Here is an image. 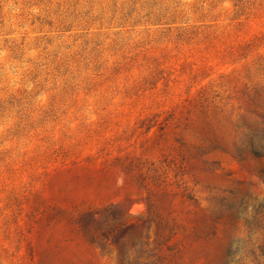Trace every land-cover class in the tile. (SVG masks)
<instances>
[{"label": "rangeland", "instance_id": "1", "mask_svg": "<svg viewBox=\"0 0 264 264\" xmlns=\"http://www.w3.org/2000/svg\"><path fill=\"white\" fill-rule=\"evenodd\" d=\"M0 264H264V0H0Z\"/></svg>", "mask_w": 264, "mask_h": 264}]
</instances>
